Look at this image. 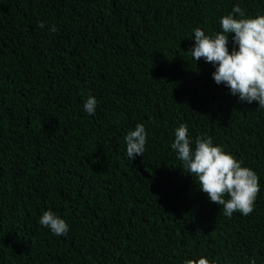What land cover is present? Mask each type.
<instances>
[{
    "label": "trees",
    "instance_id": "obj_1",
    "mask_svg": "<svg viewBox=\"0 0 264 264\" xmlns=\"http://www.w3.org/2000/svg\"><path fill=\"white\" fill-rule=\"evenodd\" d=\"M235 4L264 13V0H0V264H264V109L188 51ZM136 123L148 142L129 160ZM181 123L255 170L249 215L226 217L187 174L170 148ZM49 208L67 236L39 225Z\"/></svg>",
    "mask_w": 264,
    "mask_h": 264
},
{
    "label": "clouds",
    "instance_id": "obj_2",
    "mask_svg": "<svg viewBox=\"0 0 264 264\" xmlns=\"http://www.w3.org/2000/svg\"><path fill=\"white\" fill-rule=\"evenodd\" d=\"M219 29L206 34L200 27L193 28L190 38L193 43L188 49L192 59L201 58L214 67L211 77L217 85L223 84L238 101L248 104L257 102L264 109V13L248 14L235 4L230 12L218 20ZM38 27L45 28V22L39 21ZM57 26L49 25V31L55 32ZM231 34V47H229ZM98 106L92 94L84 96L83 111L95 115ZM148 133L143 123H136L124 135L126 154L129 160L136 155L142 156L148 142ZM174 139L170 148L181 161L187 174L195 179L199 190L207 198L222 206L223 215L231 217L239 212L249 215L254 209L260 181L257 173L221 145L214 143L213 137L206 133L193 138L188 125L179 124L173 130ZM55 236H67L69 224L51 208L44 210L38 220ZM181 264H214L202 254L186 256ZM225 264H234L227 260ZM249 264H256L255 258H249Z\"/></svg>",
    "mask_w": 264,
    "mask_h": 264
}]
</instances>
